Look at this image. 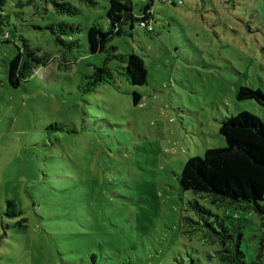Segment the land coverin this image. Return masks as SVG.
I'll use <instances>...</instances> for the list:
<instances>
[{"label": "rangeland", "instance_id": "374dc122", "mask_svg": "<svg viewBox=\"0 0 264 264\" xmlns=\"http://www.w3.org/2000/svg\"><path fill=\"white\" fill-rule=\"evenodd\" d=\"M109 1L0 9V264H264L253 204L179 186L189 157L226 145L224 117L264 122L236 97L264 91V0H153L151 31L134 21L109 42L143 59L146 82L110 58L113 82L88 90L107 54L89 50L87 31L109 27ZM149 2L132 0L133 14ZM23 39L49 61L14 87Z\"/></svg>", "mask_w": 264, "mask_h": 264}, {"label": "trees", "instance_id": "16d2710c", "mask_svg": "<svg viewBox=\"0 0 264 264\" xmlns=\"http://www.w3.org/2000/svg\"><path fill=\"white\" fill-rule=\"evenodd\" d=\"M80 1L90 5L95 4V0ZM152 1L150 0L143 7L141 15L136 16L132 11V0H110L106 10L109 27L102 29L93 24L88 28L89 50L92 53L107 54L103 63L95 66L92 71L88 90L100 83L113 82L112 68L107 63L110 58L125 62V64L118 63L117 68L121 69L120 73L131 83L146 82L147 70L143 59L134 53L127 56L117 53L114 51L116 47L109 42L113 35L122 34L125 24L133 25L134 21H138L141 26L151 31L152 27L149 23L151 13L148 10ZM6 2L7 0H0V9ZM57 5L69 7L65 3H57ZM8 35L7 31L0 33L2 38H7ZM48 61V56L39 54L26 39H23V48L18 47V51L9 61V83L18 87L34 70L46 65ZM138 97L139 95L135 93V102ZM236 97L238 100L253 99L264 108V91L259 88L241 85ZM219 133L226 145L210 147L205 149L203 155L189 157L179 177L180 189L205 194L215 203L231 200L253 204L264 219V122L259 116L243 110L224 117L220 122ZM7 202L8 205L13 204L11 200Z\"/></svg>", "mask_w": 264, "mask_h": 264}]
</instances>
